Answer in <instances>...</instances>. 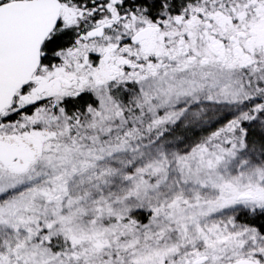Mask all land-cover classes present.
I'll list each match as a JSON object with an SVG mask.
<instances>
[{
  "label": "snow or ice",
  "instance_id": "6c2138e0",
  "mask_svg": "<svg viewBox=\"0 0 264 264\" xmlns=\"http://www.w3.org/2000/svg\"><path fill=\"white\" fill-rule=\"evenodd\" d=\"M0 264H264V0H0Z\"/></svg>",
  "mask_w": 264,
  "mask_h": 264
}]
</instances>
